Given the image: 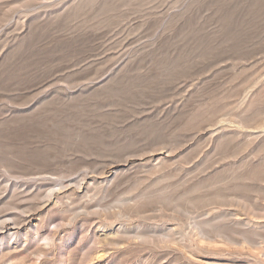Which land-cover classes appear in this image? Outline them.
<instances>
[{
  "label": "rangeland",
  "instance_id": "1",
  "mask_svg": "<svg viewBox=\"0 0 264 264\" xmlns=\"http://www.w3.org/2000/svg\"><path fill=\"white\" fill-rule=\"evenodd\" d=\"M3 220L0 264H264V0H0Z\"/></svg>",
  "mask_w": 264,
  "mask_h": 264
},
{
  "label": "bare ground",
  "instance_id": "2",
  "mask_svg": "<svg viewBox=\"0 0 264 264\" xmlns=\"http://www.w3.org/2000/svg\"><path fill=\"white\" fill-rule=\"evenodd\" d=\"M3 221H5V220H3ZM7 221H11V220L7 219ZM7 221L2 222V223L0 222V230H6L7 233H9V235H11V237H14L16 235V233L12 231L13 229L8 228L9 225L7 224L8 223Z\"/></svg>",
  "mask_w": 264,
  "mask_h": 264
}]
</instances>
